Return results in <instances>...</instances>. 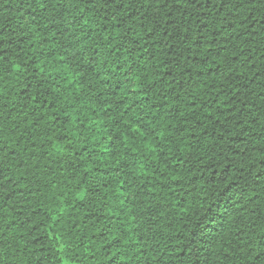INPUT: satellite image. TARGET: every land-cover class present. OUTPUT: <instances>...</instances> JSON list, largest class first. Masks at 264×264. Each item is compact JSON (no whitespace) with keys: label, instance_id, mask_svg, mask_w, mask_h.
Returning <instances> with one entry per match:
<instances>
[{"label":"trees","instance_id":"1","mask_svg":"<svg viewBox=\"0 0 264 264\" xmlns=\"http://www.w3.org/2000/svg\"><path fill=\"white\" fill-rule=\"evenodd\" d=\"M103 2L0 0V264H248L264 0Z\"/></svg>","mask_w":264,"mask_h":264},{"label":"snow or ice","instance_id":"2","mask_svg":"<svg viewBox=\"0 0 264 264\" xmlns=\"http://www.w3.org/2000/svg\"><path fill=\"white\" fill-rule=\"evenodd\" d=\"M89 2H91V0H89ZM146 2H151V0H146ZM155 2L157 3L158 7L161 6L168 7L169 0H155ZM172 2L175 4L183 3L185 6H188L190 3H195L196 0H172ZM113 3L121 5V9H120L121 14L122 16L127 17L128 15L127 5L134 4V0H104L102 6L106 8L109 6V4H113ZM171 11L172 9L169 8V13ZM115 15L116 13L113 12V16ZM141 16H143V14H141ZM114 23L116 26H121L123 24V21L117 18L115 19ZM2 150H3V146L0 145V151ZM193 235H195V232H193ZM246 260L248 261V264H264V236L261 237L260 245L255 249L251 250V254L246 257Z\"/></svg>","mask_w":264,"mask_h":264}]
</instances>
